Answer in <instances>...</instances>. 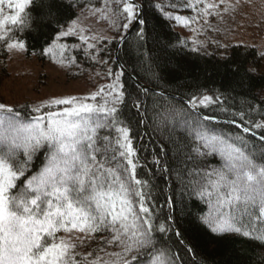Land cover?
<instances>
[{
  "label": "snow or ice",
  "instance_id": "snow-or-ice-1",
  "mask_svg": "<svg viewBox=\"0 0 264 264\" xmlns=\"http://www.w3.org/2000/svg\"><path fill=\"white\" fill-rule=\"evenodd\" d=\"M97 2L89 11L106 32L87 35L91 29L71 20L63 31L56 29L41 55H59L61 67L79 69L77 55L66 53H82L105 66L96 76L106 82L89 94L45 98L23 110L0 101V264H185L179 251L162 243L171 234L184 253L192 251L180 212L212 234L264 242V112L260 122L246 111L232 112L215 92L177 98L161 87L156 72L151 87L132 85L133 95L127 69L108 67L104 54L110 57V43L143 47L149 18L140 0ZM225 3L184 0L190 15L155 7L169 21L203 31L210 17L223 18ZM32 4L0 0L6 55L30 51L7 26L30 27L32 18L23 14ZM230 10L234 6L225 8ZM129 106L138 116L136 127L160 139L150 164L136 146L143 138L125 115ZM172 145L176 155L170 159ZM157 172L160 178L174 175L172 186L181 190V201L174 194L165 198L163 218L153 196Z\"/></svg>",
  "mask_w": 264,
  "mask_h": 264
},
{
  "label": "trees",
  "instance_id": "trees-1",
  "mask_svg": "<svg viewBox=\"0 0 264 264\" xmlns=\"http://www.w3.org/2000/svg\"><path fill=\"white\" fill-rule=\"evenodd\" d=\"M173 2L177 4L176 9L170 7ZM140 3L149 18L143 47L132 48L122 44L116 57L118 45L108 44L107 48L111 55L109 57L104 54L105 60L109 61L108 67L119 72L120 67L124 66L135 80L150 87L151 73L156 72L162 77L159 82L161 87L177 98L186 99L190 93L215 92L224 101V107L232 112L246 111L253 119L260 122L261 113L264 112L261 107L264 105V59H261L263 55L256 48L234 45L228 48L224 57L194 50L190 42L177 30V22L167 20L166 16L155 7L159 4L174 15L189 14L190 12L183 7L184 0H140ZM68 4H72V7L68 8ZM81 5L83 7H80ZM94 5L98 6L97 0H33V4L23 14L25 18H32L31 26L21 29L20 25H10L9 31L18 32L16 38L22 37L26 42L30 50L25 52L28 59L36 58L41 63H47L50 61V56L41 55V49L55 40L56 29L62 31L65 23L70 24L71 20H76L82 12ZM134 37L135 33L128 39L133 40ZM72 55H77L78 63L85 71L94 72L99 69L102 77L104 65L100 70L99 64H94L82 53L72 52ZM5 61V57H0V85L8 74L3 66ZM251 69L255 71H249ZM125 79L130 86L129 92H133L134 95L132 85L136 83L130 76H126ZM25 106L30 107V105ZM25 106L19 108L23 110ZM214 111L224 118L225 114L219 107ZM125 115L131 121L137 136L143 138L136 146L142 149L141 156L147 157L150 164L160 139L154 133L149 134L151 129H145L142 125L136 127L138 116L131 106L125 110ZM257 146H259L258 141ZM170 152L172 159L176 155L175 145L170 146ZM143 162L141 160V163ZM37 165L39 166V162ZM173 179H175L174 175L172 179L168 176L160 178L159 172L153 178V183L157 185L153 196L161 206L158 209L161 218L169 211L165 203L166 197L174 194L176 201H181V190L172 186ZM184 200L186 202L188 200L186 195ZM177 207L181 205L178 203ZM191 210L193 206L189 203L188 211ZM179 215L180 227L192 251L184 253L183 246L177 243V238L171 234L164 236L162 243H166L168 248L174 251H179L185 264H264V242L245 238L239 234H212L193 223L186 212H180ZM95 247L93 245L90 251Z\"/></svg>",
  "mask_w": 264,
  "mask_h": 264
},
{
  "label": "rangeland",
  "instance_id": "rangeland-1",
  "mask_svg": "<svg viewBox=\"0 0 264 264\" xmlns=\"http://www.w3.org/2000/svg\"><path fill=\"white\" fill-rule=\"evenodd\" d=\"M215 2L219 3V0ZM229 5L234 6V10L225 11ZM219 11L223 18L210 17L209 25L205 26L203 31H193L195 25L183 27L178 22L176 28L190 42L193 49L207 55L224 57L229 47L242 45L256 48L264 56V0H226ZM8 14L5 8L4 15ZM190 14L192 13L185 15ZM78 18L81 27L91 29L87 35L107 31V25L98 22V18L93 17L89 10L82 12ZM0 45V57H5L3 66L8 72L7 78L5 77L0 85V101L14 104L18 108L38 104L45 98L67 94L86 95L105 83L102 78L96 76L99 69L93 72L85 71L82 66L79 69L63 68L58 63L59 55L55 60L50 57L47 63H41L36 58L28 59L25 52L6 55L2 42ZM66 55H72V52L69 51ZM99 66L100 70L103 69V65Z\"/></svg>",
  "mask_w": 264,
  "mask_h": 264
},
{
  "label": "water",
  "instance_id": "water-1",
  "mask_svg": "<svg viewBox=\"0 0 264 264\" xmlns=\"http://www.w3.org/2000/svg\"><path fill=\"white\" fill-rule=\"evenodd\" d=\"M130 37V36H129ZM128 37V38H129ZM122 44H119L118 45V48H117V52H116V57H117V53H118V50H119V48H120V46H121ZM130 76V78H132L133 80H134V82L136 83V84H141V83H139L137 80H135L131 75H129Z\"/></svg>",
  "mask_w": 264,
  "mask_h": 264
}]
</instances>
